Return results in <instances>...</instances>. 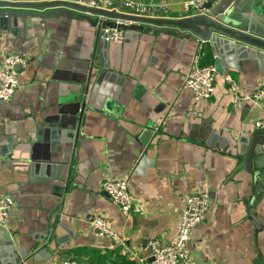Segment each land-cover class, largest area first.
<instances>
[{"label": "crops", "instance_id": "1", "mask_svg": "<svg viewBox=\"0 0 264 264\" xmlns=\"http://www.w3.org/2000/svg\"><path fill=\"white\" fill-rule=\"evenodd\" d=\"M123 1L115 0L116 12ZM131 1L166 5L168 18L196 14L184 10L189 0ZM70 12L72 18L45 26L32 19L19 28L0 24V66L8 54L28 59L13 98L0 102V197L14 200L0 246L11 243L13 255H23L19 264H151L148 242L172 243L187 197L206 190L208 210L190 235L191 264H264V171L252 194V178L234 172L232 156L262 114L252 94L264 70L255 60L225 62L212 97L198 101L184 80L192 67L212 63L210 44L177 28L166 34L134 23L132 38L101 49L97 34L113 18ZM102 52L108 73L99 79ZM76 103L78 135L50 143L41 124L70 118ZM211 135L221 139L217 148L207 143ZM52 144L51 156L63 164L33 174L31 158ZM123 177L136 198L128 213L100 190L103 180ZM94 215L124 247L96 234L89 226Z\"/></svg>", "mask_w": 264, "mask_h": 264}, {"label": "water", "instance_id": "2", "mask_svg": "<svg viewBox=\"0 0 264 264\" xmlns=\"http://www.w3.org/2000/svg\"><path fill=\"white\" fill-rule=\"evenodd\" d=\"M202 5L203 13L182 18H168L133 16L115 10L88 7L67 0H0V24L4 27H15L14 25H16V28H19L25 26L27 19H32L45 26L48 19L72 18L74 14L70 11H79L105 18L126 19L134 23L154 26L156 27L155 31L166 34H170L169 28H177L210 44L215 54L211 64L214 65L216 73L223 74L225 62L234 67L242 60H255L258 67L264 70V0H205ZM105 25L112 24L105 21L102 26ZM133 25L126 29H132ZM132 36V33H127L126 39L132 38ZM97 39L100 41L101 49L108 46V42L99 36V33ZM100 56L103 68L102 76L99 79L108 73L107 59L103 52ZM20 68L22 67L16 66L14 70L18 72ZM81 110L80 103H76L74 110L69 111L70 118L61 117L60 120L56 119L52 123L41 124L42 130L49 128L47 134L50 143H54L58 135L62 138L64 134L69 137L78 135L82 117V114L79 113ZM59 113H63L62 107L59 108ZM218 137V135H211L207 143L211 141L210 145L217 148L218 146L214 144L217 143L216 140H221ZM237 144L233 146L235 152L232 154L236 164L234 172L244 170L248 173L252 178L251 192L256 194L259 191L257 185L264 171V128L254 129L249 137L242 136L237 140ZM223 146H225V141L220 148ZM55 148H53V144L51 147L47 146L45 153L31 158L30 169L33 174L43 175L44 171L50 167L55 168V166L63 164L56 162L51 156L56 151ZM247 199L250 200L251 197ZM249 217L256 226L260 227L255 220L254 212ZM3 239L6 237L4 236ZM3 244L6 246H0V264H19L23 255H13L11 246H9L11 243L9 244L7 240L5 243L3 241Z\"/></svg>", "mask_w": 264, "mask_h": 264}, {"label": "built area", "instance_id": "3", "mask_svg": "<svg viewBox=\"0 0 264 264\" xmlns=\"http://www.w3.org/2000/svg\"><path fill=\"white\" fill-rule=\"evenodd\" d=\"M16 1V0H8ZM42 1V0H35ZM54 1V0H46ZM76 2L88 7L117 10L114 6L115 0H67ZM203 1L189 0L183 2V8L187 12L203 13ZM120 13L140 17H165L166 5H144L131 0H124ZM119 11V10H117ZM105 19V17H100ZM112 25H105L101 28L102 37L108 43H122L126 39L128 28L134 24L131 20L113 18ZM203 42V41H201ZM201 47V43L199 44ZM28 59L20 54H8L0 66V102L10 101L18 86L16 66L25 67ZM216 70L214 65L192 67L186 74L184 87L190 90L196 100H205L212 97L214 92V76ZM225 81L232 91L236 92L238 87L229 76H225ZM254 102L261 107L262 114L254 122L256 129L264 128V83L252 94ZM237 101V98L235 99ZM100 190L105 193L110 200L116 204L124 213L130 212L136 203V198L128 186V178L105 179L100 184ZM14 206L11 196L0 197V226L8 220ZM209 197L206 190L190 194L185 203V207L180 212L179 229L175 239L170 244H163L158 239H151L148 242L149 257L151 264H191V257L188 252V245L192 230L204 219L208 210ZM89 226L101 237L112 241L119 247H124V239L113 230L101 215H94L89 220ZM58 264H73L72 262H60Z\"/></svg>", "mask_w": 264, "mask_h": 264}]
</instances>
